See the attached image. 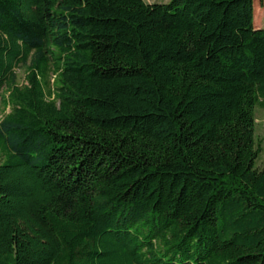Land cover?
Wrapping results in <instances>:
<instances>
[{
  "label": "trees",
  "instance_id": "1",
  "mask_svg": "<svg viewBox=\"0 0 264 264\" xmlns=\"http://www.w3.org/2000/svg\"><path fill=\"white\" fill-rule=\"evenodd\" d=\"M253 16L0 0V264H264Z\"/></svg>",
  "mask_w": 264,
  "mask_h": 264
},
{
  "label": "rangeland",
  "instance_id": "2",
  "mask_svg": "<svg viewBox=\"0 0 264 264\" xmlns=\"http://www.w3.org/2000/svg\"><path fill=\"white\" fill-rule=\"evenodd\" d=\"M145 1H147L148 3H167L170 0H145ZM253 25L255 28H264V0H254ZM25 73L26 71L24 67H19L16 69L18 84H21L24 81ZM51 82H53V79ZM7 111L8 108L6 109V112ZM254 116L256 119L255 145L260 149L258 157L255 161V166L258 169H261L264 166V109L260 108L259 106H255Z\"/></svg>",
  "mask_w": 264,
  "mask_h": 264
}]
</instances>
